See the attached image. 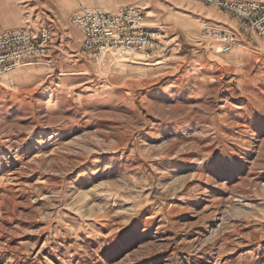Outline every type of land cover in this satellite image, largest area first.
I'll use <instances>...</instances> for the list:
<instances>
[{
  "label": "rangeland",
  "instance_id": "1",
  "mask_svg": "<svg viewBox=\"0 0 264 264\" xmlns=\"http://www.w3.org/2000/svg\"><path fill=\"white\" fill-rule=\"evenodd\" d=\"M20 8L57 48L0 78V264H264V44L208 0ZM130 8L147 52L82 50L74 16Z\"/></svg>",
  "mask_w": 264,
  "mask_h": 264
},
{
  "label": "built area",
  "instance_id": "2",
  "mask_svg": "<svg viewBox=\"0 0 264 264\" xmlns=\"http://www.w3.org/2000/svg\"><path fill=\"white\" fill-rule=\"evenodd\" d=\"M208 1L235 16L241 36L256 46L264 44V2ZM72 22L84 33L82 50L87 54L105 56L110 53L122 57L135 47L147 52L149 33L143 28V13L137 8L126 9L115 17L102 11L84 10L74 16ZM137 33H143V36H137ZM209 35L220 43L224 53L239 43V36L234 34L212 31ZM56 48L57 42L48 27H42L36 33L29 29L0 33V78L25 62L50 56Z\"/></svg>",
  "mask_w": 264,
  "mask_h": 264
},
{
  "label": "crops",
  "instance_id": "3",
  "mask_svg": "<svg viewBox=\"0 0 264 264\" xmlns=\"http://www.w3.org/2000/svg\"><path fill=\"white\" fill-rule=\"evenodd\" d=\"M25 1L26 0H0V33L3 31L14 30L10 28L17 25V23H19L21 19H12L11 21H8L5 18L9 14L12 16L14 13V9H21L20 5H23Z\"/></svg>",
  "mask_w": 264,
  "mask_h": 264
}]
</instances>
